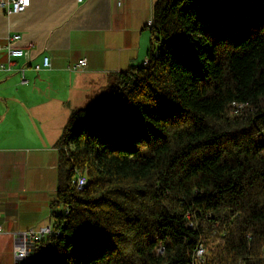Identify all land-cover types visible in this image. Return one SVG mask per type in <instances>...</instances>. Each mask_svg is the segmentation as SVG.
Instances as JSON below:
<instances>
[{
    "label": "trees",
    "instance_id": "1",
    "mask_svg": "<svg viewBox=\"0 0 264 264\" xmlns=\"http://www.w3.org/2000/svg\"><path fill=\"white\" fill-rule=\"evenodd\" d=\"M149 29L54 144L33 264H264V0H156Z\"/></svg>",
    "mask_w": 264,
    "mask_h": 264
},
{
    "label": "crops",
    "instance_id": "2",
    "mask_svg": "<svg viewBox=\"0 0 264 264\" xmlns=\"http://www.w3.org/2000/svg\"><path fill=\"white\" fill-rule=\"evenodd\" d=\"M155 2L30 0L21 14L0 10V64L12 36L28 52L11 72L0 71V264H24L14 256L19 234L52 227L54 144L72 111L94 104L113 75L147 61ZM46 56L50 68L34 71ZM81 59L86 67L74 69Z\"/></svg>",
    "mask_w": 264,
    "mask_h": 264
},
{
    "label": "built area",
    "instance_id": "3",
    "mask_svg": "<svg viewBox=\"0 0 264 264\" xmlns=\"http://www.w3.org/2000/svg\"><path fill=\"white\" fill-rule=\"evenodd\" d=\"M79 3L82 0H77ZM30 0H0V10L6 16H11L13 14H21L29 7ZM120 6V2L117 3ZM152 25V21L147 23V27L150 28ZM20 40V36H12L8 39L6 45L3 46V49L6 54V64H0V71L2 72H11L12 67L15 60L24 59L27 61L28 52L22 48L15 47L14 43H17ZM25 66V65H24ZM86 67V60L81 59L77 62L74 69L81 70ZM50 68V60L49 58L43 57L42 62L40 64H35L32 69L36 72L41 70H47ZM25 69L21 67L18 69V73L21 76L22 83L25 84L26 80L24 78ZM239 110V109H236ZM75 187L80 190L82 183V175L77 174L75 180L72 182ZM2 228L0 227V232ZM54 233L52 227L47 226L44 228H40L38 230H28L19 234V242L14 250V256L17 259H21L25 261L28 256L29 247H32L34 243L40 242L42 239L51 236ZM204 249L202 246L197 247L194 254V259L197 262H201L204 256Z\"/></svg>",
    "mask_w": 264,
    "mask_h": 264
},
{
    "label": "rangeland",
    "instance_id": "4",
    "mask_svg": "<svg viewBox=\"0 0 264 264\" xmlns=\"http://www.w3.org/2000/svg\"><path fill=\"white\" fill-rule=\"evenodd\" d=\"M93 105V104H92ZM48 198H47V201H49V205L54 201V199H55V195H48L47 196ZM50 197V198H49ZM52 219V218H51ZM52 223H53V219H52ZM53 225V224H52Z\"/></svg>",
    "mask_w": 264,
    "mask_h": 264
},
{
    "label": "water",
    "instance_id": "5",
    "mask_svg": "<svg viewBox=\"0 0 264 264\" xmlns=\"http://www.w3.org/2000/svg\"><path fill=\"white\" fill-rule=\"evenodd\" d=\"M24 264H33V262L29 259V261H23Z\"/></svg>",
    "mask_w": 264,
    "mask_h": 264
},
{
    "label": "bare ground",
    "instance_id": "6",
    "mask_svg": "<svg viewBox=\"0 0 264 264\" xmlns=\"http://www.w3.org/2000/svg\"><path fill=\"white\" fill-rule=\"evenodd\" d=\"M85 183H86V180L84 178H82L81 186L85 185Z\"/></svg>",
    "mask_w": 264,
    "mask_h": 264
}]
</instances>
